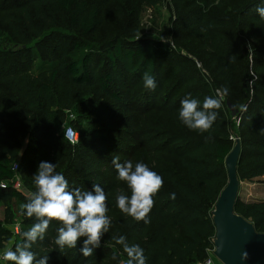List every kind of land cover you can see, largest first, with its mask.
<instances>
[{"label": "trees", "instance_id": "obj_1", "mask_svg": "<svg viewBox=\"0 0 264 264\" xmlns=\"http://www.w3.org/2000/svg\"><path fill=\"white\" fill-rule=\"evenodd\" d=\"M159 1L139 0L147 7ZM168 1L173 13V31L180 32L177 37L201 36L203 43L206 41L208 44L205 54L196 55L201 68H196L190 57L159 40L150 41L148 56L142 60L137 55L130 57L124 52L120 41H115L105 54L96 57L98 44L83 40L74 28L71 29L83 16L80 17L78 12L69 23L63 0L13 1V11L6 9L5 4L0 6L6 16L1 21L0 41L16 46L10 49L5 44L6 48L0 50V79H4L0 88L5 82L7 90L0 95V106L31 121L27 131H24L25 127L20 131L24 140L18 148L13 143L0 146V179L13 177L12 164L16 162L24 188L28 193L33 192L32 177L40 162L47 161L56 164V172L64 175L70 189L91 190L93 184H98L106 195L122 190L130 196L126 182L117 179L115 168H111V158L107 156L108 153L123 152L137 153L140 162L152 171L155 169L163 178V186L153 198L155 203L147 223L134 220L121 213L115 203L106 201L107 215L112 223L92 256L83 257L80 252L83 237L75 249H61L55 243L57 229L61 225L56 221L50 222L44 239L38 240L31 249L37 258L47 255V264H119L127 256L122 245H117L112 239L114 235H123L129 244L139 245L147 257L146 264H193L205 258L207 246L214 236L211 209L226 182L224 157L231 150L234 137L239 140L237 179L251 180L264 174V41L260 44L254 42L256 38L264 39V19L248 15L242 21L249 11L246 8L254 3L262 5L264 0H238L234 16L229 17L208 15V0ZM239 10L242 13L237 18ZM231 18H234V38L226 40L220 33L222 30H211L226 27V21L230 23ZM257 20L263 22L254 26ZM242 31L249 40L247 45L244 38H238ZM44 43L54 45L50 53L55 61H41L38 66L41 71L33 74L30 69L38 58L35 46L43 47ZM249 45L253 54L249 53ZM234 49L246 51L247 58L235 59ZM26 56L30 60L24 66L18 67L13 63L14 67L2 68L9 58ZM116 62L120 69L116 68ZM201 69L206 71V75ZM145 72L155 77L156 87L154 90L145 88L140 92L141 98L133 96V86L143 83ZM167 81L157 102L156 96ZM61 86H67L65 91L70 95L73 87L81 88L118 106H131L118 94L124 87L129 97L134 98L140 120L138 129L128 136L132 143L124 148L114 136L87 134L89 132L81 127V117L76 127L77 140L71 144L60 130L68 125L73 127L76 114L74 110H65L71 105L72 97H68L63 105L57 104L56 91ZM222 88H227L228 93L222 107L216 110V121L207 132L189 130L181 121L173 125L164 121L155 125L143 123L148 114L158 117L161 113H169L167 118L175 119L177 115L179 117L180 102L185 97L198 99L202 106L206 96L216 97L215 91ZM227 105L231 106L234 117L238 119L236 128ZM76 117L78 119L79 116ZM162 158L165 160L161 161ZM170 159L176 160L180 167L178 170ZM102 176L110 177L112 184H103ZM28 193L11 186L0 188V201L15 199L23 204L28 202ZM233 210L251 222L255 231L264 232V199L244 202L236 197ZM13 219V212L5 207L4 220L0 221V249L12 237L7 225L12 224ZM35 222V217L22 215L20 232L12 248L21 243L20 233L27 231ZM114 255L115 260L112 259ZM4 264L12 262L5 261Z\"/></svg>", "mask_w": 264, "mask_h": 264}, {"label": "rangeland", "instance_id": "obj_2", "mask_svg": "<svg viewBox=\"0 0 264 264\" xmlns=\"http://www.w3.org/2000/svg\"><path fill=\"white\" fill-rule=\"evenodd\" d=\"M13 1L22 2L25 0H9V2L7 0H0V6L5 4V6L8 7L6 9L13 11L11 8L13 6ZM207 2L209 11L208 15L219 17H222V15H225L226 17L234 16L233 13L235 12V8L238 5V0H208ZM217 3H220V6L217 7ZM63 4L66 8L67 20L69 23H71V19H73L75 14H78V12H80V17L83 16L82 20L76 25L73 24L71 29L73 30L74 28L76 34L83 38V40L98 44V48L96 49L95 53L96 57L102 56V53L105 54L106 49L109 46H113L115 41H120L124 52L128 53L130 57L137 55L142 60L148 56L150 41L159 40L166 42L178 53L187 55L192 59L196 68H201L200 63L196 62V55L205 54L208 51V44L206 41L203 43L204 41L202 40L201 36L192 37L185 35L183 39L177 37L180 32L173 31V13L172 7L168 0H161L151 7L143 5L139 2V0H63ZM240 6L241 4L238 8H240ZM258 6H264V4L261 5V3H258L256 5V3H254V5L250 8H246V10L249 11L245 14V17L242 18V21H245V19H247L246 16L248 15H255L259 17L255 11ZM4 12V10L0 9V26L1 21L6 18ZM240 13H242V11L237 13V18H240ZM233 19H230V23L228 20L226 21V27L222 26L220 28H211V30H222L223 33H220L226 40L232 37L234 38V32L232 29ZM262 22V20H257L254 23V26L259 25ZM250 26H253V24H250ZM172 38L176 39V41L172 40ZM238 38H244L246 45L249 42V40L245 37V31H242ZM263 41L264 39L262 40L256 38L254 42L255 44H260ZM4 42L0 41V50L6 48V46L10 49L16 47L12 43ZM106 42H108L110 45H107ZM53 46L54 45L52 43H44L43 47L35 46L38 58L34 61L33 66L30 69V71L32 70L33 74H38L41 71V69L38 67L41 61H55V57L50 53V50L53 49ZM234 48H236V46ZM247 56L248 54H246V51L243 52L241 50V52H239L238 49L233 50V57L235 59L241 57L247 58ZM4 59H7V57ZM29 60V56H26L22 59L17 57L9 58V60L4 61L2 68L14 67L13 63H15V66L21 67L24 66ZM101 63H103V61H101ZM115 66L116 68L120 69V64L118 62H116ZM200 71L206 75L205 70L201 69ZM3 80L4 79H0V82ZM168 82L169 81H167L165 86L160 89L158 95L156 96L157 102L158 98H160V93L165 90ZM5 87L6 83L4 82V87L0 88V95H4L7 92ZM66 88L67 86H61L57 89L56 101L58 105H63L64 101L68 100V97H72V101L70 102L71 105L65 108V110H74L75 114L79 116L77 119L75 115L73 131L77 132V123L79 124V118L82 117L80 124L82 128L89 132L87 134H97L101 136L105 135L109 137L114 136L120 141V144L124 148L127 144L132 143V140L128 136L129 134L132 135L138 129L137 124L140 122V120L138 117L137 108L134 104V98L131 96L129 97L128 91H126L124 87L119 89L118 94H120L124 100L130 102L131 106H129V104L118 106L115 103L108 101V99L105 97L98 96V94L92 91L87 92L81 88L73 87L70 95L68 91H65ZM144 90V84L138 83L133 86L132 95H136L138 97L140 96L141 98V93ZM215 93L217 95V91H215ZM227 106H229L228 114L230 119L232 120L234 128H236L238 119L234 117V112L232 111L231 106ZM169 115V113H161L157 117L155 115L148 114L147 119L144 120L143 123L145 125H155L157 122L164 121L169 125H173L178 121L180 122L178 115L175 119L167 118ZM30 124L31 121H26L24 118L19 117L8 108L0 106V146L5 143H13L18 148L24 140V135L20 133V131L23 129L22 127H25L24 131H27L30 127ZM62 130L63 129L60 131L62 132ZM233 131V133L237 134L234 129ZM235 140L238 141L239 146L238 138L234 137V141ZM115 155H119L120 163L131 160L133 166H135L136 163L140 162L137 153H108L107 156L111 158L110 161L112 162V159ZM162 160H165V158H162L161 161ZM170 161L175 169L178 170L180 168L177 165L175 159H170ZM111 168H114L112 163ZM153 171L156 172L155 169ZM102 177L103 184H112V179H110V177ZM87 178L91 181L90 177ZM117 193L118 191L115 190L107 195V201L109 204H116V200L114 201V199L116 198ZM236 197L244 202L263 200L264 174L251 180H238ZM21 205V202L15 199L7 202L0 201V221L3 222L4 210L5 207H7L13 212L14 215L12 224L18 223L20 225L22 219V215L20 214ZM7 227L10 228L11 225L9 224ZM10 239H12V237H10ZM12 240L14 241V239ZM9 244L10 240H7L4 243V247L8 246ZM212 250L213 244L211 243L209 246H207L206 253L211 255ZM212 261L213 264H221L214 256L212 257Z\"/></svg>", "mask_w": 264, "mask_h": 264}, {"label": "clouds", "instance_id": "obj_3", "mask_svg": "<svg viewBox=\"0 0 264 264\" xmlns=\"http://www.w3.org/2000/svg\"><path fill=\"white\" fill-rule=\"evenodd\" d=\"M258 16L264 19V6L255 9ZM249 53L253 50L249 45ZM146 89L154 90L155 77L147 72L143 75ZM228 89H217L216 97L206 96L202 106L198 99L185 97L180 102L179 120L189 130L199 132L209 131L217 119V111L222 107V101ZM115 155L112 164L117 172V179L126 182L131 195L118 190L116 206L121 213L136 221L148 222L147 217L154 206V196L163 186V178L152 171L145 163L138 162L133 166L131 160L119 162ZM56 164L41 161L32 179L35 191L29 192L28 202L23 203L21 215L35 217L36 222L27 231L20 233L22 241L9 247L0 254V259L12 264H47L48 256L37 258L31 249L38 240H43L50 226L56 221L61 226L57 229L55 243L62 248L75 249L80 238H85L80 252L83 257L93 255V250L100 247L105 233L112 223L107 215V195L104 189L93 184L91 190L69 188L67 179L56 172ZM173 198H174V194ZM112 239L117 245H122L127 259L119 264H146L144 250L137 244H129L123 235H114ZM246 255V254H245ZM112 259H116L114 255Z\"/></svg>", "mask_w": 264, "mask_h": 264}, {"label": "water", "instance_id": "obj_4", "mask_svg": "<svg viewBox=\"0 0 264 264\" xmlns=\"http://www.w3.org/2000/svg\"><path fill=\"white\" fill-rule=\"evenodd\" d=\"M238 152V141L235 140L224 157L226 182L211 211L214 227L212 255L221 264H264V232L255 231L251 222L233 210L238 183ZM24 192L28 193L26 189Z\"/></svg>", "mask_w": 264, "mask_h": 264}, {"label": "built area", "instance_id": "obj_5", "mask_svg": "<svg viewBox=\"0 0 264 264\" xmlns=\"http://www.w3.org/2000/svg\"><path fill=\"white\" fill-rule=\"evenodd\" d=\"M70 117L73 118L72 114H70ZM63 132H64L65 138L71 144L76 142L77 133L75 131H73L72 126H70V125L65 126L63 129ZM17 168H18L17 163L14 162L12 164L13 177L9 180L0 179V188H6V187L11 186L12 188H14L16 190L23 191V192L25 191V188H24L22 181H21V177L17 172ZM10 230H11L12 237L17 238L18 234L20 232V225L18 223H13V224H11ZM211 243H212V239H211ZM211 255L206 253L205 258H203L202 260L195 261L193 264H213V261H212L213 255L212 256ZM122 261H124V260H122Z\"/></svg>", "mask_w": 264, "mask_h": 264}, {"label": "crops", "instance_id": "obj_6", "mask_svg": "<svg viewBox=\"0 0 264 264\" xmlns=\"http://www.w3.org/2000/svg\"><path fill=\"white\" fill-rule=\"evenodd\" d=\"M11 225V224H10ZM12 239H14V241L16 240L15 238H13L12 237ZM12 239H10V244L8 245V246H6V247H2L1 249H0V254H2V252L5 250V249H7V248H9V247H11V245L13 244V240ZM5 263V261L3 260V259H0V264H4Z\"/></svg>", "mask_w": 264, "mask_h": 264}]
</instances>
